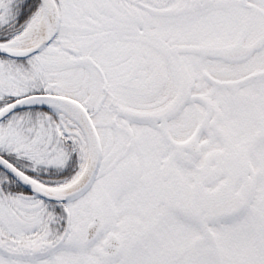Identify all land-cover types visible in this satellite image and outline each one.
<instances>
[{
    "label": "snow or ice",
    "instance_id": "1",
    "mask_svg": "<svg viewBox=\"0 0 264 264\" xmlns=\"http://www.w3.org/2000/svg\"><path fill=\"white\" fill-rule=\"evenodd\" d=\"M0 264H264V0H0Z\"/></svg>",
    "mask_w": 264,
    "mask_h": 264
}]
</instances>
